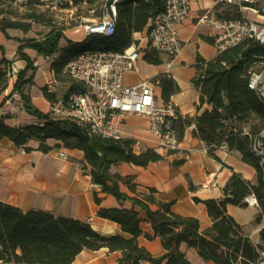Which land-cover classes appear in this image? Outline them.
Returning a JSON list of instances; mask_svg holds the SVG:
<instances>
[{
    "label": "trees",
    "instance_id": "16d2710c",
    "mask_svg": "<svg viewBox=\"0 0 264 264\" xmlns=\"http://www.w3.org/2000/svg\"><path fill=\"white\" fill-rule=\"evenodd\" d=\"M35 1L42 4L40 0ZM113 1L73 0L72 6H65L67 9L73 7L82 13L86 9L83 6L89 8L85 11L88 12L92 6L102 2L96 9L99 12L97 20H100ZM166 2L167 0H119L116 33L112 37L89 36L81 43L68 41V47L59 49L64 38V29L53 28L42 40L23 41L18 54L27 62V68L18 72L14 91L21 95L26 111L42 120L43 124L13 128L0 120V141L8 139L26 152L32 151L28 147L30 141L39 142L38 150L43 153L52 150L48 145L49 141L59 142L70 150L82 151L86 163L91 167L90 175L94 185L101 193L111 195L119 201H130L138 207L145 213V221L151 225L152 233L142 231L143 220L134 209L100 208L97 212L98 217L118 224L122 232L128 235V238H125L120 235H104L95 231L88 222L57 217L40 210L25 212L0 201L1 263L73 264L84 250L99 251L106 248L110 253L122 254L119 264H192L182 251V245L195 249L199 257L207 263H258L259 251H263L264 247L255 246L252 240L244 235L242 227L228 214L227 207L231 205L245 209L248 207L246 198L254 194L264 212V187L260 164L251 148L253 139L264 131V105L248 87L249 71L257 57L264 55V44L247 40L235 47L219 51L217 57L211 61L198 57L196 69L199 75L193 81L200 91L197 110L199 113L205 105L210 109L197 115L194 120H183L180 116L175 126L180 142L186 128L194 125L193 136L207 145L210 155L215 156V151L221 147L230 151L236 150L242 155V160L257 171L255 185L234 173L222 190V199H194L195 203L206 206L212 220L211 227L205 230L201 229L198 219L176 214L172 210L175 202L160 200L156 189L149 188L133 197L122 193L120 183L136 193V186L132 185L133 179L110 173L113 165L127 163L147 167L151 163L164 160L173 152L162 155L154 149H146L140 154H135L132 151L133 140L106 139L90 135L69 120H53L49 114L35 109L30 98L24 94V86L32 82L26 80V74L33 70L32 61L23 53L25 49H33L44 57L58 54L52 63L55 79L60 83H74L64 73L66 64L87 50L123 52L128 49L135 43L133 34L144 32L149 21L164 11ZM252 8L263 12L259 6ZM29 19L35 21L34 17ZM0 30L5 34L7 30L28 33L31 26L17 23L6 25L0 22ZM145 59L149 64H160L155 53H148ZM11 67V62L6 59L0 61V96L6 92L13 77ZM159 82L162 99L168 103L176 91L174 82L169 75L160 77ZM74 89L73 86L70 92ZM43 91L49 102L53 104L57 101L47 88ZM246 125H250L248 133L243 131ZM254 133L256 135L252 136ZM180 164L182 163H175L176 166ZM191 189L193 190V187ZM94 198L96 204L100 205L101 199L97 193ZM141 237L148 241L159 238L164 254L155 258L146 248L140 246L138 240ZM260 240L264 243V227L260 231Z\"/></svg>",
    "mask_w": 264,
    "mask_h": 264
},
{
    "label": "crops",
    "instance_id": "0c3cea01",
    "mask_svg": "<svg viewBox=\"0 0 264 264\" xmlns=\"http://www.w3.org/2000/svg\"><path fill=\"white\" fill-rule=\"evenodd\" d=\"M258 1L263 10L264 0ZM251 12L239 7L219 4L217 0H191L190 17L181 25L179 31L183 49L170 68L168 56L157 54L148 47L147 33L151 25L149 21L144 32L133 34L135 44L142 48V58L136 63L134 70L127 73L126 85L136 86L145 80H156L169 75L176 88L170 100L177 105L183 120H194L197 115L210 109L205 105L199 113L197 110L200 104V91L193 83L199 75L196 69L197 59L202 57L206 61H211L219 53L214 45L215 31L201 23L200 19L205 15L222 19H236L240 16L264 23V12H259L260 15L253 12L256 14L254 15ZM63 33L64 38L60 42L59 49L68 47V41L73 43L84 41L85 35L75 34L73 27L64 30ZM25 34L21 30H7L6 34L0 30V61L6 59L11 62L12 68L18 72L27 68V62L18 54L21 43L26 40ZM23 53L33 63V70H29L26 74V80L32 82L24 86V94L30 98L35 109L43 114H49L53 120H62L54 112V108L61 106L72 87L77 88L78 85L60 83L55 79L52 63L57 59L58 54L44 57L33 49H25ZM148 53H155L160 64H149L145 59ZM17 79L18 73L13 75L8 89L0 96V110L5 113L2 120L13 128L42 125V120L26 111L21 95L14 91ZM45 88L56 97L55 103L52 104L46 99L43 91ZM159 91L162 96L160 87ZM194 129V125L186 128L179 152L166 156L164 160L151 163L147 167L121 163L113 165L110 173L133 179L132 185L136 186V193L120 183L122 193L133 197L149 188L156 189L160 200L175 202L172 210L176 214L198 219L201 229L205 230L211 227L212 220L206 206L195 203L194 199L203 201L222 199V190L234 173L255 185L257 171L245 163L240 152L236 150L230 151L226 147H221L215 151V156L210 155L207 145L193 136ZM123 132L124 139L138 141L144 149H157V139L149 132L146 119L127 116ZM48 145L52 150L49 153H43L38 150L39 142L30 141L28 147L32 151L26 152L8 139L0 141L1 202L25 212L31 210L50 212L57 217L88 222L91 226L95 221H103L113 225L114 232L100 231V233L120 235L125 238H128V235L122 232L118 224L98 217L97 212L100 208L134 209L143 220L142 231L152 233L151 225L145 221V213L138 207L130 201H119L111 195L103 194L94 185L90 175L91 167L86 163L82 151L67 149L56 141H49ZM61 152L65 153V158L59 157ZM180 162L182 164L175 165ZM95 193L101 199L100 205L95 202ZM227 211L242 227L244 235L254 244L264 247V243L260 240V231L264 227V222L257 226L254 235L250 234V227L255 224L256 216L263 213L262 211L260 213L258 208L250 206L242 209L231 205L227 207ZM138 242L155 258L164 254L159 238L148 241L141 237ZM181 249L192 264H212L201 259L195 249H190L186 245H182ZM121 256L120 252L110 253L106 248L99 251L84 250L73 264H119ZM0 264L4 263L0 262Z\"/></svg>",
    "mask_w": 264,
    "mask_h": 264
},
{
    "label": "built area",
    "instance_id": "2783aa9c",
    "mask_svg": "<svg viewBox=\"0 0 264 264\" xmlns=\"http://www.w3.org/2000/svg\"><path fill=\"white\" fill-rule=\"evenodd\" d=\"M30 0H14L20 5H27ZM42 5H73V0H40ZM225 6L239 7L254 13L259 11L252 6H259L258 0H217ZM114 0L102 19L73 27L75 34L83 33L86 37L99 35L112 37L116 33L117 4ZM248 6V7H247ZM264 12V8L262 10ZM191 0H167L164 11L151 19L147 33L150 50L168 56V67L181 54L183 46L179 31L181 25L190 17ZM200 22L211 27L215 34L214 45L218 51L253 40L264 44V23L252 21L246 17L239 19H221L205 15ZM142 58V48L135 43L124 50H87L80 53L64 67L67 74L78 85L69 92L67 100L54 108L62 120H69L85 129L90 135L106 139L123 140L124 122L127 116H136L148 121L149 132L157 139V152L168 154L179 152L180 140L176 124L180 119L177 105L165 103L159 91V79L145 80L136 86L125 83L127 73L134 70ZM12 68V67H11ZM18 71L12 68V75ZM248 87L264 105V55L257 57L249 71ZM5 113L0 110V120ZM252 153L260 164L264 187V131L252 141ZM140 142L134 141L132 151L140 154L145 151ZM65 158L64 152L59 153ZM250 207L260 208L254 194L246 198ZM258 246L259 244H254ZM257 264H264V250H260Z\"/></svg>",
    "mask_w": 264,
    "mask_h": 264
},
{
    "label": "rangeland",
    "instance_id": "374dc122",
    "mask_svg": "<svg viewBox=\"0 0 264 264\" xmlns=\"http://www.w3.org/2000/svg\"><path fill=\"white\" fill-rule=\"evenodd\" d=\"M101 3L102 2L92 6L91 10H89L88 12L85 11L88 10L89 8L87 6H83L84 8H86L84 9L85 11L79 13L77 12V9L73 7L71 9H67L65 5L64 6L57 5L55 6L56 8H53V5H51L50 3H47L46 5L44 4L42 5L37 3L35 0L28 3L27 5H20L12 0H0V22L6 25H11L14 23L20 25H30L31 30L25 34L26 35L25 39L42 40L44 37H46L47 34H49V32L53 28L66 30L76 25L96 21L98 19L97 13H99L96 11V9L97 6H99ZM259 7L261 8L260 5ZM251 13L254 14L253 12ZM29 17H34L35 21L30 20ZM86 38L87 37L85 36L84 40H86ZM256 121L257 120H255V122ZM252 125L254 124L252 123ZM243 131L245 133L250 132V125L244 126ZM255 135L256 133L252 134V136ZM162 155H166V154L163 153ZM258 210L260 211V213L261 211L263 212L261 206ZM256 217H255L256 220L254 222L255 224H253L252 227H250L251 236L254 235V231L257 229V226L263 224L264 212L258 214Z\"/></svg>",
    "mask_w": 264,
    "mask_h": 264
},
{
    "label": "bare ground",
    "instance_id": "6f19581e",
    "mask_svg": "<svg viewBox=\"0 0 264 264\" xmlns=\"http://www.w3.org/2000/svg\"><path fill=\"white\" fill-rule=\"evenodd\" d=\"M92 228L95 230V231H105V232H108V233H113L114 232V226L113 225H109L108 223L106 222H103V221H95L92 225Z\"/></svg>",
    "mask_w": 264,
    "mask_h": 264
}]
</instances>
